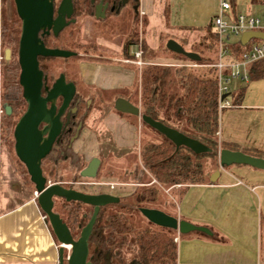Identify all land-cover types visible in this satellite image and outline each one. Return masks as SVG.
I'll return each instance as SVG.
<instances>
[{"label": "crops", "instance_id": "crops-1", "mask_svg": "<svg viewBox=\"0 0 264 264\" xmlns=\"http://www.w3.org/2000/svg\"><path fill=\"white\" fill-rule=\"evenodd\" d=\"M11 1L0 0V264H57L58 242L42 217L34 187L23 179L1 138V22L10 17ZM257 1L245 0L241 8L234 1V8L260 12L255 8ZM163 9L164 1L153 0L151 10L146 11L150 21L139 39L150 48L159 46V30L187 46L204 34L172 25ZM241 87L239 103L219 111L217 139L264 151V78ZM90 119L91 124L94 119ZM96 125L101 131L107 130L102 123ZM181 186L167 190L173 204L161 210L204 225L211 234L215 231L224 239L213 240L199 231L184 235L175 232L176 261L157 264H264V169L245 164L221 166L213 182Z\"/></svg>", "mask_w": 264, "mask_h": 264}, {"label": "trees", "instance_id": "trees-1", "mask_svg": "<svg viewBox=\"0 0 264 264\" xmlns=\"http://www.w3.org/2000/svg\"><path fill=\"white\" fill-rule=\"evenodd\" d=\"M230 2L234 6V0H230ZM163 12L167 20V5L164 6ZM73 26L72 24L66 26L58 36L50 35L46 38V42L49 45L73 50L74 45L68 39L58 40L64 34L70 35V29ZM2 27L3 22H1L2 53L5 48H9L10 55L8 59H5L2 54L1 59V65H3L1 76L4 80V91L3 89L1 90V102L2 104H9L11 112L5 114L4 110H2L1 129L2 121L5 119L6 132L10 133L13 130L12 126L23 112L26 104L21 95V86L18 83L19 65L16 47L20 26L10 29L6 45H3ZM205 34H208V37L204 35L202 38L207 41V47H213L210 57L206 59L211 62L214 59L215 50V35L211 28V19L206 25ZM139 42L141 52L145 54L148 51V47L143 39ZM165 48L179 58L189 59L181 53L169 50L166 46ZM151 52L155 54L156 50ZM195 52L197 53V51ZM122 53L128 56L127 41L123 45ZM197 54L199 55V53ZM46 58L55 57L46 56ZM202 60L204 59L199 55V59L196 61L201 62ZM177 71L180 72L181 68L159 64L143 65L138 74V95L134 97L136 101L133 100L132 102L139 104L141 113L149 115L190 137L196 138L207 145L210 150L195 153L183 145L175 147L163 134L142 121L151 130L161 135L160 140L144 142L139 149V157L145 164L150 176L165 187L175 183L184 185L208 183L210 182L209 175L212 171L206 173L203 158H215L217 151L221 148L240 150L244 153L264 158V151L260 149L247 148L217 139L216 131L218 129L219 110L217 108L215 79L213 77H200L192 72H180L181 74H178V78L175 79L174 74ZM249 77L250 80L264 78V62L251 64ZM243 90L244 88L240 87L232 93L231 102L233 105L239 103ZM226 166L228 165H222V167ZM41 168L43 174L48 178L52 172L49 170L48 176L43 171L42 164ZM104 192H111L117 195L119 201L102 205L97 212L88 237V256L92 264H157L174 263L176 261L177 245L173 239L175 230L157 225L154 228L143 227L135 229L129 213L132 210L137 211L138 207L141 206L150 207L146 202L152 201L157 196L155 185H141L132 193L124 196L112 189ZM91 193L96 192L93 191ZM120 200L128 201V203L122 204ZM80 204L87 205L90 208V212L87 215L82 214L78 217ZM62 206L65 209L67 208V217H64L62 212L55 208L53 201V210L59 214L69 227L72 236L76 238L77 235L74 236V231H79L80 227L87 221L92 206L78 200L65 201L64 199ZM45 220L48 224L46 217ZM148 222L150 223V221ZM130 233L133 234V238L132 241L128 242V234ZM206 236L213 240L224 239L223 236L215 231H213V234ZM53 237L56 240L54 235ZM129 243L133 247L134 254L127 258L122 252L129 248Z\"/></svg>", "mask_w": 264, "mask_h": 264}, {"label": "rangeland", "instance_id": "rangeland-1", "mask_svg": "<svg viewBox=\"0 0 264 264\" xmlns=\"http://www.w3.org/2000/svg\"><path fill=\"white\" fill-rule=\"evenodd\" d=\"M161 1H164V6H168L169 3L168 15L170 20L169 22L172 25L177 27L180 26L181 28H195L198 31H204V34L201 35L197 41H194L187 46L184 42L176 40L170 33L165 35L163 34L164 32L162 33V30H159L157 31L159 46L156 49H152L147 46L148 51L145 54L142 52L140 54V64L130 62V59L128 58L129 56H125L120 52V47L130 37L134 40H138L140 33L146 31L148 22L150 21L146 11L147 9L151 10L153 4V0H139V17L137 22L134 20V24L130 22L126 12L122 10V18H119L116 24H113L112 22L104 23L100 20H94L92 18H84L77 21L75 25L77 32L73 33L72 31V34L70 35L64 34L63 36H60L58 40L61 41V39H68L71 43H73V50L76 54L66 58L55 57L46 59L42 62V64H44L43 75L48 84L58 75L59 72H64L69 78L76 81L78 90L86 92L87 95H92L94 90L86 91L84 89L85 86L91 85L95 87L97 85H108L114 82H126L127 80L130 82V87L136 82L138 84L139 71L141 67L146 64L170 65L175 68H181V73L192 72L200 77H212L214 72L213 69L205 64L209 62V60L206 59L210 57V52L213 47H207V41H204L202 37L204 35H207L208 37V34H205L206 25L208 24L213 11L218 6V0H167L168 3L166 0H160V2ZM234 1L238 4V8L245 5V0ZM11 3L10 17L2 20L3 45H6L10 29H12V27L20 26V19L16 14L12 1ZM257 3L258 4L255 8L257 10L264 11V3L261 2V0L257 1ZM168 39H173L174 41L176 40V42L179 43L185 50L197 51V53H199L204 60L198 62L191 59L179 58L171 54L165 48V44ZM152 50H156V53L153 54L151 52ZM2 67L3 65H1V72ZM180 72L177 71L176 74H174L175 79L178 78V74H181ZM87 81H90L91 83L87 85ZM131 83L133 84L131 85ZM231 84L233 85L232 92L243 85L237 81H231ZM3 86L4 80L2 79V89ZM129 91L131 92L132 89L130 88ZM133 100L136 101V98H133ZM99 101L100 100H98V102ZM112 103L113 100L110 98L107 105H105V110L108 111L106 114L107 117L105 118H108L107 122H109V120L118 121L119 124L117 131L114 130L112 133L107 130L99 131L84 124L80 130L79 138L75 141V149L80 147L85 150V153H87V156H85V158L81 161V165L85 163L86 158H88L90 154H97L98 152L101 162L96 175L94 177L81 176L77 172V169L80 168L79 165L74 170L73 167L68 166L67 163L64 162V164L60 163L57 168L55 167L53 173L50 174V177L46 178L50 182H61L65 186H70L78 190L102 192L112 189L123 196L132 193L141 187V185H155L157 188V196L152 201L146 202V204L150 207L166 209V204H173L171 199L172 197L168 195L167 190L170 187L181 186L184 184L175 183L167 187L160 185L153 177L150 176L145 164L139 157L140 146L149 140H160L161 135L142 123L139 115L134 116V121H132L131 116L125 117L120 115L119 117V115L115 113ZM136 105L139 106L138 103ZM90 121V118L86 119L88 124ZM127 122H129L130 125ZM131 123H134V129L132 128ZM12 131H10V133L6 132L5 119H3L1 129L2 141L9 150L23 179L27 182L29 187H33V183L30 181L29 175L26 172L23 163L19 161L14 153V139ZM99 145L101 146L102 152L97 151L100 147ZM108 146L110 147L109 149ZM218 151L215 158H203L206 173L210 171L213 172V169L221 167L218 162ZM230 165L226 166V168ZM50 166L51 165L48 164L43 165V171L50 169ZM74 175L75 180L72 178ZM109 184H112L113 187L110 188ZM33 195L35 197L34 189ZM53 201L55 208L59 209L64 217H67V208L65 209L62 206L63 199L56 197ZM120 202L122 204L128 203V201L125 200H120ZM89 209L90 208L87 205L80 204L78 217L82 214L87 215L90 212ZM129 213L135 229L143 227L154 228L156 225L152 222L149 223L138 210H132V212L129 211ZM74 234V236H78L79 231L75 230ZM174 237L175 236H173V239ZM132 238L133 234H128V242L132 241ZM68 252L69 249L65 248L63 256L65 257ZM122 253H124L127 258L134 254L133 247L130 243L129 248L123 250ZM65 263L66 261L64 258V264Z\"/></svg>", "mask_w": 264, "mask_h": 264}, {"label": "water", "instance_id": "water-1", "mask_svg": "<svg viewBox=\"0 0 264 264\" xmlns=\"http://www.w3.org/2000/svg\"><path fill=\"white\" fill-rule=\"evenodd\" d=\"M15 11L20 19V33L17 44V61L19 65L18 83L21 86V95L25 101V108L17 118L13 126V149L21 163H23L30 181L36 192V203L48 220L53 235L58 241L57 264H92L88 256V237L95 221L100 206L119 201V197L111 192H84L61 182H50L42 172L41 160L49 153L54 141L58 139L61 127L59 116L67 106L71 94L74 91L72 82H65L62 73L55 79L46 95H41L42 71L38 66V56L68 57L74 51L61 47H48L38 37V31L50 29L53 34L63 28L71 12V1L61 0L57 7V15L52 16V0H13ZM250 36L264 37V32L245 31L240 37L243 43ZM165 46L176 53H181L191 60H198L199 55L195 51L185 50L182 46L168 39ZM9 48H5L3 56L8 59ZM58 94L62 95L61 103L55 107L49 100ZM114 107L117 110L139 115L140 119L150 127L168 138L175 147L183 145L195 153L209 151L210 148L181 131L170 127L149 115L141 113L139 107L128 100L116 98ZM5 114L11 112L9 104H3ZM43 123L42 127H38ZM219 165L245 164L257 169H264V158L244 153L240 150L221 148L218 151ZM99 166V158L93 156L87 164L81 168L80 175L94 177ZM218 175L215 169L209 175V181L213 182ZM59 197L65 201L78 200L92 206L87 221L80 227L79 234L74 238L67 224L59 214L53 210V199ZM139 212L150 222L174 229L179 234L199 231L210 235L211 230L199 224H194L186 219H178L163 210L155 207H138ZM65 244H69V252L64 257Z\"/></svg>", "mask_w": 264, "mask_h": 264}, {"label": "flooded vegetation", "instance_id": "flooded-vegetation-1", "mask_svg": "<svg viewBox=\"0 0 264 264\" xmlns=\"http://www.w3.org/2000/svg\"><path fill=\"white\" fill-rule=\"evenodd\" d=\"M60 1L61 0H52L53 17L57 15V7L60 4ZM70 1H71V12L69 16L66 18V20H68V23L63 28H61L57 34H53L50 29L48 30V32H45V29H40L38 31V37L41 39V41L45 46L58 47V46H53L51 44L49 45L46 42L47 41L46 38L49 37L50 35L54 37L58 36V34H60V32L70 24L74 25L70 29L71 34L72 31L73 33L77 32L76 31L77 28L75 25L78 20L84 18H92L94 20H100L104 23L112 22L113 24L114 23L116 24L119 18H122V14H121L122 10L126 12V15L129 17L130 22L132 24H134V20L137 22V19L139 17V0H70ZM107 19H111V20H107ZM126 41H127V53L130 62L138 64L136 62L137 56L135 52L139 47V39L134 40L132 39V37H130ZM123 45L124 44H122L120 47L121 53H122ZM75 54L76 53L74 51L73 55ZM46 59H47L46 56H41V55L38 56V66L42 71V84L40 88L41 95H46L47 90L51 87L52 83L55 81V79L59 76L60 73L64 75L65 82L70 81L73 83L74 91L71 94V98L67 106L64 108L63 112L59 116V119L61 121V127L58 134V139L53 142L49 153H47V155L41 160V164L51 165L50 169H47L45 171L46 175L48 176H49V170L50 172L53 173L55 167L57 168V166L60 163L64 164V162H66L68 166L73 167L74 170L79 165L80 168L77 169V172L80 175L81 168L87 164V162L90 160L91 157L93 156L98 157L99 165L101 162V158L99 157V154L97 152V154L96 153L90 154L88 158H86L85 163L81 165V161L85 158V156H87V153H85L84 149H81L80 147L78 149H75V144H76L75 141L79 138L81 128L83 127L84 124H86L89 127H93L94 129L101 131V127H99L96 124L102 123L103 128L107 129L108 132L112 133L114 130L117 131L119 124L118 121L109 120V122H107L108 118H105L107 117L106 114L108 112L107 110H105V105H107L110 98H112L113 100L112 107L115 110V113L119 115V117L120 115L125 117L131 116L132 121H134L133 118L134 115L136 114L117 110L114 107V101L116 98L120 97L128 100L133 105H136L132 101L133 98L136 95H138V84L136 82L133 86L130 87V82L127 80L126 82H114L108 85H97L93 87L91 85H88L91 82L87 81L86 84L88 86H85L84 89L86 91L94 90L92 95L91 94L87 95L86 92H82L78 90L76 81L72 78H69L64 72H59L58 75L48 84L46 78L43 75L44 64H42V62L45 61ZM132 84L133 83H131V85ZM130 88L132 89L131 92L129 91ZM61 99H62V95L58 94L55 98L49 100L47 102V105L53 102L57 109V107L61 103ZM98 100L100 101L98 102ZM90 117H92V119L94 120L91 124L90 123L88 124L86 122V119ZM127 123L129 124V122ZM42 126L43 123H40L38 125V127H42ZM131 126L134 129V123H131ZM97 151L102 152L101 146L97 149ZM72 178L73 180H75V175L72 176Z\"/></svg>", "mask_w": 264, "mask_h": 264}, {"label": "built area", "instance_id": "built-area-1", "mask_svg": "<svg viewBox=\"0 0 264 264\" xmlns=\"http://www.w3.org/2000/svg\"><path fill=\"white\" fill-rule=\"evenodd\" d=\"M211 28L215 35L214 59L205 65L214 71L212 77L216 81L217 108L220 111L233 106L231 81L245 85L250 81V65L264 62V37L250 36L245 42L240 41L245 31L264 32V11H239L230 0H218L216 12L211 17ZM135 54L136 62L140 64V42ZM34 194L36 196L35 190Z\"/></svg>", "mask_w": 264, "mask_h": 264}, {"label": "bare ground", "instance_id": "bare-ground-1", "mask_svg": "<svg viewBox=\"0 0 264 264\" xmlns=\"http://www.w3.org/2000/svg\"><path fill=\"white\" fill-rule=\"evenodd\" d=\"M65 247H68V249H69L70 246H69V244H65Z\"/></svg>", "mask_w": 264, "mask_h": 264}]
</instances>
